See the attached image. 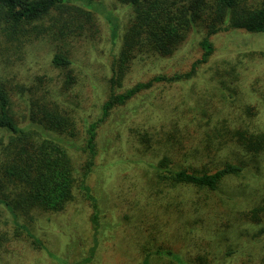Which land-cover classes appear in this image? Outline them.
<instances>
[{
  "label": "rangeland",
  "instance_id": "374dc122",
  "mask_svg": "<svg viewBox=\"0 0 264 264\" xmlns=\"http://www.w3.org/2000/svg\"><path fill=\"white\" fill-rule=\"evenodd\" d=\"M94 2H103L118 18L121 36L132 9L118 0ZM100 15L88 26V32L67 40L66 49L78 81L66 99L59 95V71L50 63L56 45L33 39L11 43L0 30V82L9 90L13 115L22 120L29 114V101L41 103L40 97L50 98L51 90L65 100L66 110L76 120L75 134L69 137L70 155L80 176L90 171L86 185L93 190L90 195L96 197L99 206L100 225L96 229L91 222L92 201L77 190L66 211L50 219L38 217L29 226L32 234L52 253L65 255L69 264L84 259H88L85 264H143L145 255L158 248L183 255L192 264H200V260L201 264H264V154L262 173L254 175L251 169L235 178V184L248 187L230 199L193 187L175 188L164 198L156 194V187L148 185L145 165L137 164L141 155L132 142L137 131L160 132L165 125L172 131V122L177 119L181 124L190 122L191 132L205 133L210 128L208 122L222 119H227L231 127L241 125L252 132H264V109L259 105L264 95V34L234 30L212 36L215 51L207 63L198 65L192 80L157 83L115 109L98 134L92 157L86 142L87 128L98 122L101 106L109 97V79L121 46V38L112 37L107 20ZM204 36L198 30L191 31L168 58L140 56L117 90L124 92L157 75L170 77L191 71L202 58L199 42ZM233 64L238 68V80L221 86L220 80H232L226 74ZM247 106H254L252 110H259V114L251 123L242 120L240 124L235 120ZM90 159L94 165L88 170ZM4 212L2 220L9 218ZM251 212H256L254 219L246 221V214L250 217ZM229 223L232 229L225 228ZM67 243L71 246L68 250ZM229 249L235 253L227 257ZM0 264L58 263L23 233L5 250L0 248ZM152 264L177 263L154 255Z\"/></svg>",
  "mask_w": 264,
  "mask_h": 264
},
{
  "label": "trees",
  "instance_id": "16d2710c",
  "mask_svg": "<svg viewBox=\"0 0 264 264\" xmlns=\"http://www.w3.org/2000/svg\"><path fill=\"white\" fill-rule=\"evenodd\" d=\"M118 1L132 9V16L121 36L118 18L108 11L103 2L97 5L94 0H0V30L9 42L21 44L33 39L48 40L56 45L50 63L53 69L59 71V95L63 99L78 81L69 50L66 49L67 40L88 32V26L93 25L95 18L101 17L100 14L107 20L112 37L121 38L109 79V97L101 106L98 122L87 128L86 142L92 157H95L98 134L115 109L157 83L192 80L198 65L207 63L215 51L212 36L234 30L264 34V0ZM194 30L205 36L199 42L202 58L193 64L191 71L170 77L157 75L149 82L136 83L124 92L117 90L137 58L142 55L171 57ZM261 54L264 55V52ZM231 69L226 75L232 80H220L221 86L238 80L237 66L233 64ZM233 91H236L235 87ZM49 93L51 96L48 99L40 97L41 103L29 101V114L17 120L13 115L9 90L5 83L0 82V217L4 211L9 216L0 219V248L5 250L8 243L16 241L24 233L58 264H69L65 255L48 250L32 234L29 226L35 224L40 216L50 219L66 211L75 200L77 190H81L92 201L91 222L97 229L100 225L99 206L96 197L90 195L93 190L86 185L90 171L80 176L70 155L72 143L69 137L75 134L76 120L66 110L65 100L62 99V102L54 90ZM259 105L264 109L263 94ZM253 107L247 106L235 121L251 123L259 114V110H252ZM180 124L177 119L172 122V131L167 130L165 125L160 132L137 131L136 139L133 138V145L141 155L137 164L145 165L147 183L158 189L156 194L167 198L175 188L193 187L230 199L245 192L248 187L244 183L235 184V178H241L251 169H254V175L262 173L264 132H252L241 125L231 127L227 119L213 124L208 122L210 128L205 133L191 132L190 122ZM191 156L195 157L194 161L190 160ZM93 165L90 159L87 169ZM255 214L251 212L250 217L246 214L245 220L254 219ZM225 228L233 227L229 223ZM94 242L98 244V237L94 238ZM68 243L67 250L71 247ZM93 253L94 249L91 255ZM234 253L235 250L229 249L225 255L229 257ZM154 255L170 258L177 264H192L183 255L159 248L149 251L143 264H152ZM87 261H75L74 264H85Z\"/></svg>",
  "mask_w": 264,
  "mask_h": 264
}]
</instances>
